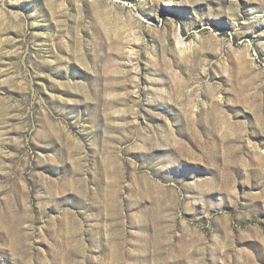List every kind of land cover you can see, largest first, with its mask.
Returning <instances> with one entry per match:
<instances>
[{"label": "rangeland", "instance_id": "374dc122", "mask_svg": "<svg viewBox=\"0 0 264 264\" xmlns=\"http://www.w3.org/2000/svg\"><path fill=\"white\" fill-rule=\"evenodd\" d=\"M0 264H264V0H0Z\"/></svg>", "mask_w": 264, "mask_h": 264}]
</instances>
